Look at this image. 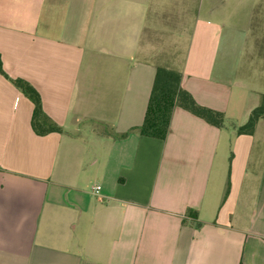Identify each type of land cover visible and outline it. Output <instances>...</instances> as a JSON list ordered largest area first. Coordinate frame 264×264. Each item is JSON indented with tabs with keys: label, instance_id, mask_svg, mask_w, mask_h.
Returning <instances> with one entry per match:
<instances>
[{
	"label": "crops",
	"instance_id": "0c3cea01",
	"mask_svg": "<svg viewBox=\"0 0 264 264\" xmlns=\"http://www.w3.org/2000/svg\"><path fill=\"white\" fill-rule=\"evenodd\" d=\"M0 59L62 130L0 74V264H264V0H0ZM158 66L222 128L131 130Z\"/></svg>",
	"mask_w": 264,
	"mask_h": 264
},
{
	"label": "trees",
	"instance_id": "16d2710c",
	"mask_svg": "<svg viewBox=\"0 0 264 264\" xmlns=\"http://www.w3.org/2000/svg\"><path fill=\"white\" fill-rule=\"evenodd\" d=\"M0 74L8 79L33 105L31 116L32 131L38 136L49 133H60L61 128L45 115L38 92L22 79L9 78L2 69L0 59ZM181 75L178 71L165 67H157L150 90L143 122L131 130L143 137L163 141L168 133L172 112L180 108L202 119L209 125L222 128L224 116L221 112L198 105L194 98L180 85ZM259 120H264V95L259 104L250 112L245 124L236 129V134L252 135ZM130 130V131H131ZM121 135L113 134L115 138H123L130 132ZM104 133H109L104 129Z\"/></svg>",
	"mask_w": 264,
	"mask_h": 264
},
{
	"label": "rangeland",
	"instance_id": "374dc122",
	"mask_svg": "<svg viewBox=\"0 0 264 264\" xmlns=\"http://www.w3.org/2000/svg\"><path fill=\"white\" fill-rule=\"evenodd\" d=\"M239 74H242V77H247L250 75V69L244 65L243 67H241V71L239 72ZM260 77H264V76H260Z\"/></svg>",
	"mask_w": 264,
	"mask_h": 264
},
{
	"label": "built area",
	"instance_id": "2783aa9c",
	"mask_svg": "<svg viewBox=\"0 0 264 264\" xmlns=\"http://www.w3.org/2000/svg\"><path fill=\"white\" fill-rule=\"evenodd\" d=\"M92 191L95 193V194H98L99 191H100V186L99 185H95L92 187Z\"/></svg>",
	"mask_w": 264,
	"mask_h": 264
}]
</instances>
